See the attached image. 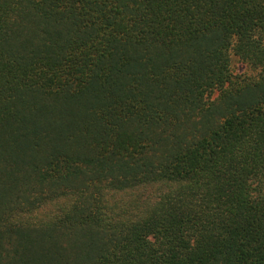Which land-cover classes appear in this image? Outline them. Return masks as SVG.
<instances>
[{
	"label": "trees",
	"instance_id": "trees-1",
	"mask_svg": "<svg viewBox=\"0 0 264 264\" xmlns=\"http://www.w3.org/2000/svg\"><path fill=\"white\" fill-rule=\"evenodd\" d=\"M0 264H264V0H0Z\"/></svg>",
	"mask_w": 264,
	"mask_h": 264
},
{
	"label": "rangeland",
	"instance_id": "rangeland-1",
	"mask_svg": "<svg viewBox=\"0 0 264 264\" xmlns=\"http://www.w3.org/2000/svg\"><path fill=\"white\" fill-rule=\"evenodd\" d=\"M232 70L235 73H246L247 75L252 74V72H250L249 67L246 66V64H244L242 61L239 60L238 57L234 56L232 57ZM255 74V73H254Z\"/></svg>",
	"mask_w": 264,
	"mask_h": 264
}]
</instances>
